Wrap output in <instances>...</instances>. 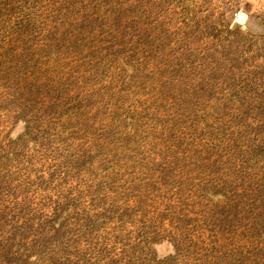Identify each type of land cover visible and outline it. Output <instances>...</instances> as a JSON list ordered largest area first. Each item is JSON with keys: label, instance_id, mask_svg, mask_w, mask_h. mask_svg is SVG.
<instances>
[{"label": "rangeland", "instance_id": "rangeland-1", "mask_svg": "<svg viewBox=\"0 0 264 264\" xmlns=\"http://www.w3.org/2000/svg\"><path fill=\"white\" fill-rule=\"evenodd\" d=\"M55 207L74 258L264 264V0H0V227Z\"/></svg>", "mask_w": 264, "mask_h": 264}, {"label": "trees", "instance_id": "trees-1", "mask_svg": "<svg viewBox=\"0 0 264 264\" xmlns=\"http://www.w3.org/2000/svg\"><path fill=\"white\" fill-rule=\"evenodd\" d=\"M64 212L65 209L55 207L49 216L36 220L28 217L21 222L16 221L9 235L4 234L0 227V264H97V260L91 259V255L76 253V258L71 255L70 250L76 237H68L72 228L62 221ZM60 220L61 223L58 224L57 221ZM115 258L112 257L111 261ZM122 262L149 264L148 259L142 258ZM150 264L163 262L153 261Z\"/></svg>", "mask_w": 264, "mask_h": 264}, {"label": "water", "instance_id": "water-1", "mask_svg": "<svg viewBox=\"0 0 264 264\" xmlns=\"http://www.w3.org/2000/svg\"><path fill=\"white\" fill-rule=\"evenodd\" d=\"M238 18L241 20V21H244V16L243 15H239Z\"/></svg>", "mask_w": 264, "mask_h": 264}]
</instances>
